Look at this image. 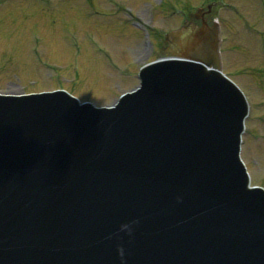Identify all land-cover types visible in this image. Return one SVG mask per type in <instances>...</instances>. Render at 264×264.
<instances>
[{
	"label": "water",
	"instance_id": "obj_1",
	"mask_svg": "<svg viewBox=\"0 0 264 264\" xmlns=\"http://www.w3.org/2000/svg\"><path fill=\"white\" fill-rule=\"evenodd\" d=\"M194 36L181 52L191 60L148 67L117 109L62 92L0 98L1 153L14 142L7 126L41 135L23 139L19 168L0 165V189L45 203L49 179L83 184L44 208L45 230L0 239V264H264V191L239 159L247 103L217 71L215 28Z\"/></svg>",
	"mask_w": 264,
	"mask_h": 264
},
{
	"label": "rangeland",
	"instance_id": "obj_2",
	"mask_svg": "<svg viewBox=\"0 0 264 264\" xmlns=\"http://www.w3.org/2000/svg\"><path fill=\"white\" fill-rule=\"evenodd\" d=\"M117 2L127 5L135 18L143 17L144 25L154 29L157 42L154 50L144 48L146 35L142 38L141 32L130 27L123 14L126 6L121 11ZM90 3L92 14L87 16ZM159 3V0H0V90L64 88L82 101L111 105L118 94L137 85L134 76L137 68L157 58L165 45L164 35L182 28V19L165 16L166 12L186 10L193 19L198 8L212 4L210 21H220L226 29L222 48L226 72L248 92L253 103L243 136L242 156L253 184L264 185V39L259 34L264 35V1L167 0L162 7H156ZM245 19L258 28V33L250 34L251 30L243 27ZM38 23L43 42H37L39 35L36 36L34 27ZM45 27L57 32L53 49L52 45L47 46ZM98 27L111 35L104 36ZM87 53L92 61L85 59ZM109 55L112 63L107 60ZM126 67L133 73L129 77L122 76L120 71Z\"/></svg>",
	"mask_w": 264,
	"mask_h": 264
},
{
	"label": "bare ground",
	"instance_id": "obj_3",
	"mask_svg": "<svg viewBox=\"0 0 264 264\" xmlns=\"http://www.w3.org/2000/svg\"><path fill=\"white\" fill-rule=\"evenodd\" d=\"M98 30L100 31V33H102L104 36H106V37H109L111 34L110 33H108L105 29H103L102 27H98ZM45 31H46V43H47V46L49 47L50 45H52V49H53V43H55V41H56V39H57V36L55 35V33H57L56 31L55 32H53L52 30H50V29H48L47 27H45ZM53 35H54V37H53ZM131 35V34H130ZM23 37H24V35H23ZM20 40H21V38H20ZM23 40H24V38H23ZM63 51V50H62ZM86 52H87V50H86ZM85 59L88 61H92V58H90V55H89V53H87L86 55H85ZM84 71H85V73H86V66H85V68H84ZM83 87H84V85H83ZM85 88V87H84Z\"/></svg>",
	"mask_w": 264,
	"mask_h": 264
}]
</instances>
